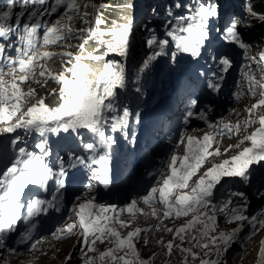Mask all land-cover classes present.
Here are the masks:
<instances>
[{
	"label": "snow or ice",
	"instance_id": "6c2138e0",
	"mask_svg": "<svg viewBox=\"0 0 264 264\" xmlns=\"http://www.w3.org/2000/svg\"><path fill=\"white\" fill-rule=\"evenodd\" d=\"M81 3L82 0H51V3L48 0H20L17 5L16 0H9L4 8H0V40L7 41V46L4 42H0V131L13 133L17 129L35 130L41 135L46 131L54 133L63 131L76 135L86 131L100 138V147L111 149L115 140L111 136L106 137L104 126L111 122L112 130L116 131L128 125L130 118L133 117V113L128 108H123L119 115L110 116L111 113L118 111L116 90L125 87V69L122 63H105L102 72L95 78H90L91 69L81 64L84 57H74L71 51L66 50L60 52L46 50L49 45H57L61 41L73 38L83 40L78 45L83 50L87 42L84 39L85 34L90 37L93 29L90 27L75 29L72 25L76 19L89 25L91 23L89 16L92 15L88 10L90 7L96 10L95 24L104 23L99 18V11L95 5L83 3L84 11L81 12ZM99 7L102 8L103 5ZM188 8L189 14L180 17L175 23L168 22L171 28L165 35L175 41L178 52L199 57L201 49L210 37L209 23L220 16V8L218 4L209 3L207 0L204 3L195 0V3ZM193 8L195 11H192ZM248 11L251 16L264 21V14H258L251 8ZM54 14L56 18L50 22L47 17ZM131 25L132 21L128 20L118 29L107 30L112 36L110 41L103 40L104 33L101 29L97 28L95 32L100 33L101 43H107L108 53H117L126 58ZM225 32L228 42L237 44L241 48L246 47L234 22L225 28ZM178 33H186V35ZM13 37L20 42L18 45L14 44ZM147 45L159 49L152 53L149 60L168 54L165 51L169 45L168 39L158 40L156 35H152L147 40ZM61 47L67 49L72 48L73 45L64 43ZM7 49H13L15 55L9 54ZM176 56L177 52H171L173 61ZM53 58H59L62 65H72L65 69L70 73V77L66 76L64 71L59 73L52 71L48 61H52ZM91 59L98 61L103 57L93 56ZM260 60L264 62V54L261 55ZM220 63L223 65L222 71L226 72L231 67V62L226 57L220 59ZM148 66L146 61L144 68ZM245 76L251 95L256 96L259 89L260 96V99L247 109L248 118L244 122L245 127L259 124L252 134L244 138L250 141L251 146L244 147L238 154L224 159L221 163H213L190 186L189 181L205 161L209 157L221 155L219 147L209 151L216 136H223L225 131L232 133L234 130L239 134L241 128L239 122L235 125L225 123L224 120L216 124L209 123L208 128L212 129V132H207L200 138L195 135H187L186 139L181 137L179 143L185 144V154L179 156L174 153L168 165L169 174L163 176L162 183L152 187L150 192L142 197L143 203L151 209L150 213L137 207L135 200L126 209L99 204L95 201V196L90 195L93 189L89 186L82 196L76 198L77 203L72 208L75 217L73 222L53 235L57 239H62L65 235L73 234V230L78 227L82 264H151V258L142 259L137 250L136 244L139 240L143 239L145 246L150 243L147 236L142 237L141 233L161 231L164 220L173 215L177 219L190 217L176 228L173 240L165 243L160 239L157 243L166 247L168 255H171L174 240L178 238L179 243L175 246L181 253L186 254L183 257V264H188L189 257L196 260L201 256V252L194 251L196 248L203 250V257H206L200 259V264H227L222 256L236 242L245 226L252 229L251 235H255L259 229H264V208L255 214H248L249 201L245 193L230 192L227 193V199H214V192L219 191L217 186L221 185L222 178L239 177L243 181H250L254 171V169L250 171L252 166L264 162V114L257 116V110L264 107V77L258 80L249 73H245ZM49 79L61 85L55 107L46 105L43 97L37 98L35 88L29 86L24 90L21 87L28 81H34L43 87L48 84ZM219 79L222 80L223 77ZM208 87L214 92L220 90V84L212 81L208 82ZM55 93L57 89L54 88L51 94ZM30 101L34 103L25 110V106ZM196 105V100H193L191 106L195 108ZM193 115L192 111L187 112V117ZM139 119L140 114L136 113L137 123ZM199 119L207 120V115L202 110L199 111ZM19 139L17 137L13 143H17ZM243 143L244 140H241L234 146L230 145L229 149L239 148ZM36 147L40 150V155L20 147L18 156L3 173H0V264H11L10 260L4 257L5 252L13 255L17 253V249L10 246V234L16 232L19 222L32 221L34 217L47 213L49 209L59 211L62 204V195H54L51 200L32 199L27 204L26 215H23L25 210L23 197L28 186L34 185L47 190L48 182L55 177L56 191L60 193L65 187L69 169L77 164L86 163L84 159L78 157L76 161L65 167L61 161L58 171H53L45 160L51 155L47 144L41 142ZM84 147L93 154L97 151L93 143H87ZM108 161L107 154L92 160L93 164L99 166L93 170V179L104 180L107 183ZM234 197L239 199L234 200ZM157 204L162 205L159 210ZM125 211L132 214L131 220L120 219L119 214ZM136 213H141L145 217L155 216L160 223L154 229L136 227L122 234L121 230L131 227L132 222L137 219ZM218 214L222 215L229 224L238 222L237 226L230 231L217 232ZM32 228H35L34 223L30 224L29 230L21 235L19 243L31 242L29 252L40 251L38 245L42 244L43 238L34 240ZM163 230L173 233V228L166 225ZM186 237L191 246H184ZM105 241L109 246L104 251H98L97 242L104 244ZM261 254L264 255V241H261ZM70 259V255L66 257V260Z\"/></svg>",
	"mask_w": 264,
	"mask_h": 264
},
{
	"label": "clouds",
	"instance_id": "9594fccd",
	"mask_svg": "<svg viewBox=\"0 0 264 264\" xmlns=\"http://www.w3.org/2000/svg\"><path fill=\"white\" fill-rule=\"evenodd\" d=\"M128 1L132 2L131 7H125V9L121 10L122 13L124 12V14L126 16H132L133 18H135V22H133V24L131 26V32H130V37H129L128 55L126 58L119 56L117 53H111L110 55H112L114 57V59L121 62L124 65V67L126 68V79H127L126 83H128V84H127V89L124 91L125 97H127L129 100H131V97L137 96V99L139 100L142 98L143 93L146 92V96L144 98H142L140 101H138V103L144 102L145 99H147V98L153 97L154 99H158L161 97V98L166 100L164 105L162 107H160L159 114H161V112L163 110H165L169 107H176L177 104L180 102L181 98H183V95L180 97H178L176 95L173 101H169V100H167V97L169 95V90L167 88H164V86L162 84L161 85L156 84L153 88L148 85L149 80H150V76L157 74L156 68H154V67H156V63L159 59V57H157L155 60H149V57L152 55V53L154 51H158L159 49H157L155 47L150 48L147 45L146 46L147 52L143 56L141 61L137 64L136 70L133 73H131V70H130L131 69V54H132L134 35H135L140 23H142V21H144V20L146 21V19H147L146 16H143V14H142V9L145 6L146 7L150 6L149 8L152 9V10H149V14L156 15V16L159 15V17L163 21L159 27H155V26L153 27V32L148 39H150L152 37V35H156L158 40L159 39H168L170 44L174 42L171 37H167L165 35V33L171 28V25L168 23L167 20H165L166 19L165 16H168V11L173 10L174 7L170 8V9H165L164 11H161V9L163 7H165V5L167 4L168 0H157V1H155V0H143L142 3H139L138 0H123V2H122V0H113V1H111V0H100L97 2L91 0V1H86V2L83 1V2L89 3L90 5H95L99 11V14H102L101 16H99L100 19L108 17L111 8H114L115 12H113L112 18L109 20L110 24H113L111 27V28H113V26H116L114 24V22L117 19H121L120 18L121 11H120L119 7L126 4V2H128ZM110 2H112L111 6L108 5ZM207 2L215 3V4L219 5L220 16L218 18L213 19L215 22H219L218 20H224L225 21L224 17L226 14V11H225L226 7L229 6V9H231L230 10L231 17H229V18L232 19L234 21V23H237V29H238L246 47L241 48L239 45H237L236 47L238 49V57L233 55V54H229L227 56L228 58H231V60L233 62V66L228 71L227 76L230 77L237 70L236 71L237 77L235 79V83H237L238 79H240L242 81V85L245 87L246 86L248 87V81L246 79L245 73L251 74L250 71L255 70L256 74L254 76L256 77V79L259 80L263 74H261V72H259L260 70H257V67L259 66V64H261L259 62L261 55L264 54V39L262 40V42L260 44H257L256 46H254L248 40L247 31H245V28H248V27L252 28L251 26L254 22L253 19H255V17L250 15L248 9L251 8L252 11H255L258 14H262V13H259L258 11H256L254 9L253 4H252V0H207ZM105 3H107L108 6L104 7ZM100 5H103V7L100 8L99 7ZM169 5H171V4H169ZM172 5H174V4H172ZM175 9L176 8H174V10ZM88 10L92 13V15L89 16V20L91 21V23L89 25L84 24L85 26H81V24L77 25L76 22L79 21V19H76L72 25L75 29L90 27L91 29L94 30L93 26L95 24L96 10L91 8V7ZM61 11H63V9H61ZM83 11H84V9H83V3H82L81 12H83ZM176 12H178V11H176ZM54 15L51 17H47V19H49V21L51 22V20H54L56 18V16H54ZM115 17H117V18H115ZM226 19H228V17H226ZM81 22H83V21H81ZM173 23H175V21H173ZM101 26H103V25H101ZM208 27H209V31H211L212 25L208 26ZM107 30L108 29L103 28V31H102L104 33L103 36L104 35L109 36ZM178 34L179 35H186V33H178ZM88 36H89L88 34H85L84 39H86ZM109 37H111V36H109ZM73 39H75V38H73ZM103 40L107 41L106 39H103ZM210 40L211 39L209 37V40L206 41L205 45L207 43H210ZM75 41H77V40H75ZM89 41L91 42V39H89ZM63 42L67 43V40L63 41ZM82 42H83V40H81V39H80V41L75 42L77 44V49H72V48L71 49L73 51L78 52L80 50L78 45ZM103 46H107V43H101L100 34L99 35H93V44L90 47L91 51L100 52L102 50ZM84 48L87 50L88 46L85 45ZM50 50L55 51V50H59V49L56 48V49H50ZM213 51H214V55L217 57V58L216 57H214V58L215 59H221L217 55V48H213ZM246 59H248V63L244 64ZM239 60H240V63L238 65ZM146 61L148 62L149 66L147 68H144V63ZM256 62L258 63V65L256 64ZM81 63H83L84 65L89 67L88 64H86L82 61H81ZM48 64L51 66V69H53L55 73L65 71V69H66V68H64V66L66 64H64L63 67L60 69H57L56 66H53L52 62H50V61H48ZM242 68H243V70H241V72H240V69H242ZM227 83L228 82L223 84V86L220 88V93H224L223 91L226 88ZM56 85H57V83L55 82V85H53L48 90L54 89ZM29 86L32 87L31 83H24L21 85V87L24 90H27V88ZM39 86L43 89V87L40 84H38L35 87V89L37 90V88ZM137 89H139V91H137ZM48 90H46L43 93H40V92L37 93V98L42 97L44 94H46V92ZM133 92L135 94H132ZM245 92L249 93V96L244 97L245 94H243L240 97L239 101L236 100L238 102L234 107H228V106L223 107V109L220 111L219 115L215 116L216 119L224 118L225 122H229L233 125H235L236 122H239L241 124V129H240L239 134L233 135L231 138H226V141H231L232 146L238 144L241 140H244V143L240 144L239 148L232 147L231 149H229V147H228V145H230L229 143L226 144V146H222L220 148L221 154H223V155L226 154L227 155L226 157L236 155L235 154L236 151L239 152L244 147H248L250 141H247L244 138L246 136L252 134L254 132V130L259 125L258 123L253 124L250 127H245V125H244L245 120L248 118L247 109L250 108L251 105L254 104L256 101H258V99H260L259 89L257 90L256 96L251 95V93L249 92L248 89H245ZM209 93H210V95H213L214 91L211 90V92H209ZM227 96L228 97L225 96V98H227V100L229 101L231 99V96H230V94H228ZM51 102H55V103L58 102V98L53 99ZM48 103H50V102H48ZM202 103H203V97H201L199 99V106H201ZM232 109L235 110L234 111V115H235L234 118L235 119H232V113H231ZM144 110H146V107H134L135 113L142 114V112ZM259 114H264V107H261L260 109L257 110V116ZM173 121L177 127L179 125V118L177 117ZM181 132H183V131H181ZM206 132L207 131H203L202 129L191 128V129H189V133L187 135H195L198 138H200L201 137L200 135H202V133H206ZM136 133H137V136L139 137V140H143V142H144L145 141L144 137L147 136L148 131L146 130V127L144 126L142 128H140V127L136 128L135 135H136ZM216 137H217V139L214 142L215 143L217 142V144H218V136H216ZM12 139H13V137H9L7 135L0 138V151H1V147L3 145L2 141H12ZM185 139H186V137H185ZM226 149H229V150L225 151ZM174 153L179 155V156H183L185 154V144H179L177 147H175V148L173 147L172 149L168 150L167 155L164 156V159L171 160L170 158L172 157V155ZM162 154L161 155L155 154V155H158V157H160V156H162ZM224 159H226V158H223V160ZM9 161H10V156L7 154V152H4L3 159L0 160V173H2L1 163L2 162L6 163ZM148 162H150V161H148V159H145V160H142L141 162H139L136 170L128 173L125 176L124 179H126V181L123 185L114 186L111 188L96 189V190H93L90 195L95 196V201L97 203L104 204V205H116L115 207L117 209L122 208V206L129 205L133 200H135V201H137V207L142 208V209H144L145 212L150 213L151 209L143 203L142 197L147 195L150 192L152 187H156V186H158V183H162L163 176H166L167 174H169L170 170L168 168L169 164H167V162H166V164L160 169H159V165H155L149 171V172H151V174L146 175L142 172V170L144 167L147 166ZM209 164H210V162L206 161V165H209ZM178 165H179V161L177 162V166ZM160 173H161V175H159ZM143 175H146V176L143 177ZM148 179H152V181H148ZM231 184L234 186V189L237 192H243V193H245V195L247 197H250L251 203L248 205V214H255L257 211L264 208V195H261V193H264V166L263 167L260 166L254 170V173L250 179V182H245L242 179H240V180L234 179L231 181ZM217 188L219 189V191L216 193L218 196H221V193H223V190H222L221 186H219V185L217 186ZM82 194L83 193L68 194V196L66 197V202L68 205H66L65 211H61L59 209L61 213H60V215L56 221V228H55L54 233H56L58 227L62 226L65 228L66 225L73 222L75 217L73 215L72 208H73V205L77 203L76 198L78 196H82ZM258 201H260V202H258ZM62 203H63V199H62ZM64 203H65V199H64ZM156 207L159 210L162 207V205L157 204ZM119 215H120V219H123V220H131L132 219V214L128 213L127 211L120 213ZM136 216H137V219L132 222L131 227L127 228V232L133 230L136 227H141L144 229H154L155 226L160 223V221L155 216L149 215L148 217H145L141 213H136ZM218 218H222V216H218ZM182 220H184V217H180L179 219H177V218H175L174 215L170 216L168 219L164 220L163 225H161V229H162L161 231H164L163 227L165 225L167 226L169 224V226H170L174 222L182 221ZM222 223H225L227 225H233V224H237L238 222H234V223L229 224L224 220V218H222ZM245 229L247 230L248 235H251L252 229L249 226H245ZM159 232L160 231H149L147 233H141V236L142 237L147 236L148 239L151 236H154L155 239L157 238L158 240L164 239V237H162V236L158 237ZM79 233H80V229L78 227L73 230V234H69L67 236H64V238H62V239H57L52 233H45L44 235H47V236L44 238L42 244L38 245V248L40 249V251L29 252V250H28L29 247H26L25 249L18 250L15 255L7 253V252H5L3 255L5 258L10 260L11 264H33V263H31V260H34V263H36V264H48V263L53 264L52 261L54 259L55 260L56 259L61 260V257L63 255H64V257H68L73 251H76L78 253V255L71 257L70 263L71 264L72 263L73 264H82L81 245H80V243H78V240L80 239ZM141 240H143V239H141ZM66 241H72L73 243L70 247H68V248L65 247L64 250H61V248H60L59 250L62 251V256H60V255H58L59 250L57 251L56 249L58 248V246L60 244H62L63 242H66ZM176 241H178V239H175L174 244L176 243ZM24 252H29L31 255L25 254ZM49 252L55 254L54 259H53V257H51L50 260H49V258H46V256L49 254ZM41 256H44L46 259V261H44L43 263L38 261V257H41ZM168 256H170V255H168Z\"/></svg>",
	"mask_w": 264,
	"mask_h": 264
},
{
	"label": "rangeland",
	"instance_id": "374dc122",
	"mask_svg": "<svg viewBox=\"0 0 264 264\" xmlns=\"http://www.w3.org/2000/svg\"><path fill=\"white\" fill-rule=\"evenodd\" d=\"M122 2H123V0H122ZM113 12H115V9L111 8L108 17L103 19L104 23L100 24L103 26L99 27V25H98L99 29H103V28L117 29L118 28L117 26H113V28H111L113 24H110L109 20L112 18ZM109 36H111V35L109 34ZM61 44H62V42L58 43L56 46H54V45L53 46L52 45L47 46L46 49H49V48L50 49H56V48L62 49ZM62 51H64V50H62ZM81 64L84 65L83 63H81ZM84 66H86V65H84ZM190 78L196 84H199V82L201 80L203 81V79H200L198 76H194V74H192V76H190ZM27 83H31V86L33 88H35L38 85L34 81H28ZM60 87H61V85L57 84L55 86V88L58 90L57 93L51 94V90H52L51 89V90H48L46 92V94H44L42 96L44 99H46L45 103L51 102L53 99L58 98V92H59ZM41 89L42 88L40 86L37 88V90H41ZM38 98H40V97H38ZM0 133H1V131H0ZM204 134L205 133H202V135H200V136L202 137ZM175 147H177V145L174 146V148ZM216 147H217V142L212 145V147L209 149V151H214V149ZM226 156H227L226 154H224V155L221 154V156H215L214 159H212L213 162H211V165L215 162L221 163L223 161V158H226ZM169 162H170V160H167V164H169ZM91 181H97V180L94 179ZM107 183H108V181H107ZM107 183H105V185ZM189 184H190V182H189ZM188 219H190V217H184V220H182V221H176L170 226L168 224L167 227L173 228V233H168L167 231H160L158 233V237H161V236L164 237L163 240L165 241V243L169 240H173V234H174L176 228L179 227L182 223L186 222ZM217 222H218L217 223V232H219V231H230L231 229L235 228L238 224L237 223V224H233V225H227L225 223H222V218H217ZM61 227L62 226H60L59 229H61ZM121 231H122V234H126L127 228L122 229ZM250 236H251V238H249ZM176 239H178V238H176ZM149 241H150V243L147 246L144 245L143 240L138 241L136 244L137 250L140 252L142 259L147 260V259L151 258V264H183V257L186 254L181 253L179 251V249L175 246L176 244L179 243V239L174 244L171 257L168 256L166 247L157 243V241H158L157 238L155 239L154 236H151V237H149ZM261 241H264V229L258 230L255 235H248L247 230L244 227L241 230V233L238 235L236 242L231 245V247L228 249L227 253L223 254L222 258L227 261V264H264V255L261 254ZM72 243H73L72 241L63 242L62 244H60L58 246V248L56 250L58 251L60 248H61V250H64L65 247H67V248L70 247L72 245ZM107 246H109L107 241H105L104 244H100L99 242H97V245H96L98 251L106 250ZM184 246L185 247L191 246L188 242V237L185 238ZM194 251L201 252V256L198 257L196 260H192L189 257L188 264H200V259L206 258V257H203V250L196 248V249H194ZM50 252L46 256V258H49V260L51 257H53V259L55 258V254L50 253ZM81 254H82V252H81ZM77 255H78V253L76 251H73L70 254L71 257L77 256ZM60 256H62V254ZM63 257H64V255L61 257V260L56 259L55 263L58 262V264H71L70 260H66V257H64V258ZM38 261L41 263L44 262V260H42V259L41 260L38 259ZM31 263L36 264V263H34V260H31ZM48 264H50V263H48Z\"/></svg>",
	"mask_w": 264,
	"mask_h": 264
},
{
	"label": "trees",
	"instance_id": "16d2710c",
	"mask_svg": "<svg viewBox=\"0 0 264 264\" xmlns=\"http://www.w3.org/2000/svg\"><path fill=\"white\" fill-rule=\"evenodd\" d=\"M86 1H91V0H82V3ZM95 2L100 1V0H93ZM113 1V0H111ZM157 1V0H155ZM81 3V6H82ZM253 7L256 11L259 13L264 14V0H252ZM150 7V6H149ZM149 7H144L142 9V14L143 16H146V21H142L140 23L133 39V47H132V54H131V73H133L136 70L137 64L141 61L143 56L147 52V40L151 36L153 32V27H159L160 24L163 22L159 15H152L149 14V10H152ZM156 10V9H155ZM254 22L252 24V28H245V31H247V36L248 40L256 46L257 44H260L262 40L264 39V21H259L258 19H253ZM82 21V20H81ZM80 20L77 21V25L81 24V26H85L83 22ZM77 40V41H75ZM80 41L79 38L75 39H70L67 40V43H71L73 45L72 49H77V44L75 42ZM52 65L56 66L57 69H60L63 67V65L60 62L59 58H53ZM53 85H55L54 80L49 79L48 84L46 86H43V89L41 90H36L37 93H43L46 90L50 89ZM132 94H135L134 92ZM46 100V99H45ZM171 257V255L169 256Z\"/></svg>",
	"mask_w": 264,
	"mask_h": 264
},
{
	"label": "bare ground",
	"instance_id": "6f19581e",
	"mask_svg": "<svg viewBox=\"0 0 264 264\" xmlns=\"http://www.w3.org/2000/svg\"><path fill=\"white\" fill-rule=\"evenodd\" d=\"M191 76H192V75H191ZM201 82H202V80L199 82V84H201ZM87 135H89V134L87 133ZM135 140H136V142H137V141L139 140V137H138V136H137V137H135L134 141H135ZM64 142H66V141H64ZM96 144H97V143H96ZM96 144H95V145H96ZM121 144H123V143H122V142H120V145H121ZM82 174H83V173H82ZM24 253H25V254H29V255H31L29 252H24ZM61 254H62V251H61V250H59V251H58V255H61ZM58 257H59V256H58ZM38 259H39V260H41V259H42V260L46 261V259H45V257H44V256L38 257ZM55 261H56V260L54 259V260L52 261V263H53V264H58V262H57V263H55Z\"/></svg>",
	"mask_w": 264,
	"mask_h": 264
},
{
	"label": "water",
	"instance_id": "95a60500",
	"mask_svg": "<svg viewBox=\"0 0 264 264\" xmlns=\"http://www.w3.org/2000/svg\"><path fill=\"white\" fill-rule=\"evenodd\" d=\"M262 200H263V199H262ZM262 200H261V201H262ZM258 202H260V201H258Z\"/></svg>",
	"mask_w": 264,
	"mask_h": 264
}]
</instances>
